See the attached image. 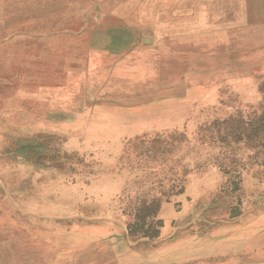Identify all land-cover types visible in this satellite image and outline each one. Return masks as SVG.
I'll use <instances>...</instances> for the list:
<instances>
[{"label": "rangeland", "instance_id": "rangeland-1", "mask_svg": "<svg viewBox=\"0 0 264 264\" xmlns=\"http://www.w3.org/2000/svg\"><path fill=\"white\" fill-rule=\"evenodd\" d=\"M262 87L264 0H0V264L215 247L264 211Z\"/></svg>", "mask_w": 264, "mask_h": 264}, {"label": "crops", "instance_id": "crops-1", "mask_svg": "<svg viewBox=\"0 0 264 264\" xmlns=\"http://www.w3.org/2000/svg\"><path fill=\"white\" fill-rule=\"evenodd\" d=\"M162 213L171 211L170 204H166ZM213 248L200 249L201 253H197L199 249L195 251V256L187 257L180 256L181 251H186L180 248H176L175 251H169L168 256H159L156 252H145L128 248L123 253L122 259L124 264H191L200 260H208L213 256H226L233 258V261H238L239 264H249L252 262L258 264H264L263 258L247 259L244 260V256L241 255H262L264 257V211L252 215L246 224L240 226H232L225 230L222 234L218 235L213 240ZM193 249L188 250L190 253ZM214 250V251H213ZM213 251V252H212ZM170 252L173 255H170ZM243 257V258H241ZM257 261V262H256Z\"/></svg>", "mask_w": 264, "mask_h": 264}, {"label": "trees", "instance_id": "trees-1", "mask_svg": "<svg viewBox=\"0 0 264 264\" xmlns=\"http://www.w3.org/2000/svg\"><path fill=\"white\" fill-rule=\"evenodd\" d=\"M263 95H264V87H262L261 89ZM263 104H264V101H263ZM257 126V127H256ZM264 126V112H263V115L261 116V118L259 119V121L255 124V130L253 131V141L255 140V135L259 136L260 134L258 133L262 127ZM229 136H226V137H223V138H217V140H213L212 142L213 143H227V140H228ZM218 139H221V140H218ZM234 139V138H233ZM248 141L250 142L251 139L250 138H247ZM260 148H264V146H262L261 144H258V146H255L254 149L256 150H259ZM262 153L261 152H257L256 153V157H258L260 154ZM157 205H155L154 203V206L153 205H144L140 212H139V216L137 215L136 217V221L131 223L129 226H128V230H129V235L132 236V237H143V238H149L151 240H155L157 238H159L160 236V232L159 230H156L157 227H160L162 226L161 222L158 221L157 223H155V220L157 218V214H158V209L156 208ZM147 221L148 224H147ZM146 227H148L147 230Z\"/></svg>", "mask_w": 264, "mask_h": 264}]
</instances>
